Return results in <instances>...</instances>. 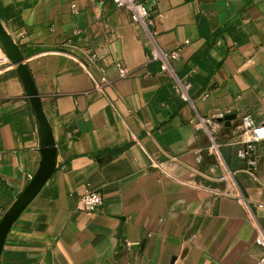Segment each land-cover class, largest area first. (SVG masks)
<instances>
[{
	"label": "crops",
	"instance_id": "0c3cea01",
	"mask_svg": "<svg viewBox=\"0 0 264 264\" xmlns=\"http://www.w3.org/2000/svg\"><path fill=\"white\" fill-rule=\"evenodd\" d=\"M143 2L152 38L111 0H0L56 144L0 264H255L263 253L264 156L248 168L235 150L243 124H264V0ZM151 49L177 52L170 72ZM172 75L190 83L188 100ZM40 159L0 47V220ZM87 192L102 197L95 213L77 208Z\"/></svg>",
	"mask_w": 264,
	"mask_h": 264
},
{
	"label": "water",
	"instance_id": "95a60500",
	"mask_svg": "<svg viewBox=\"0 0 264 264\" xmlns=\"http://www.w3.org/2000/svg\"><path fill=\"white\" fill-rule=\"evenodd\" d=\"M0 47L5 54L10 66L16 72L25 96L29 102L31 114L36 126V135L41 159L38 168L24 190L17 196L9 206L0 220V255L4 241L10 231V228L29 205V203L38 194L40 189L46 184L50 176L54 173L56 167V144L54 142L52 129L44 113L41 99L35 88L33 79L22 56L19 46L13 41L0 23ZM234 119L233 115H226L218 122H225L229 127V121ZM228 148H225L227 151ZM173 259L171 264L173 263Z\"/></svg>",
	"mask_w": 264,
	"mask_h": 264
},
{
	"label": "built area",
	"instance_id": "2783aa9c",
	"mask_svg": "<svg viewBox=\"0 0 264 264\" xmlns=\"http://www.w3.org/2000/svg\"><path fill=\"white\" fill-rule=\"evenodd\" d=\"M117 9H122L130 13L131 20L139 28H141L150 38L152 33L149 27L153 24L152 13L146 8L143 0H111ZM151 55L160 61V72H170L172 63L178 58L177 52L165 53L159 49H151ZM149 57V55H148ZM90 62H95L96 57L90 56ZM115 67L121 78H126L129 75L128 70L117 62ZM174 79L173 90L181 100H188V93L191 85L187 81H182L177 76L172 75ZM103 83L107 81L103 80ZM207 94L204 97L207 98ZM221 117V116H220ZM203 124H210V120H201ZM264 124L256 126H248L243 124L241 127V138L236 144L235 156L243 162L248 168L256 166L258 158L264 156ZM248 173L253 174L251 171ZM103 200L97 192H87L78 201V210L82 213L91 214L97 212L102 206ZM255 243L263 248V253L256 260L255 264H264V228L258 230L255 237Z\"/></svg>",
	"mask_w": 264,
	"mask_h": 264
}]
</instances>
